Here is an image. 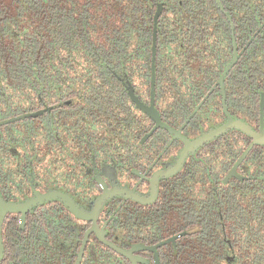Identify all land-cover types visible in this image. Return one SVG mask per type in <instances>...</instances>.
I'll return each instance as SVG.
<instances>
[{
	"label": "flooded vegetation",
	"instance_id": "obj_1",
	"mask_svg": "<svg viewBox=\"0 0 264 264\" xmlns=\"http://www.w3.org/2000/svg\"><path fill=\"white\" fill-rule=\"evenodd\" d=\"M0 196V264H264V0H0Z\"/></svg>",
	"mask_w": 264,
	"mask_h": 264
},
{
	"label": "trees",
	"instance_id": "obj_2",
	"mask_svg": "<svg viewBox=\"0 0 264 264\" xmlns=\"http://www.w3.org/2000/svg\"><path fill=\"white\" fill-rule=\"evenodd\" d=\"M35 235L25 236L21 238L22 245L19 246L16 250L10 249L6 250V254L2 260L1 264H50L48 259L53 256H44V247L42 246L43 238H46V235L42 234L40 238L42 241L40 244L35 241ZM43 248V249H41ZM54 256L52 259H55Z\"/></svg>",
	"mask_w": 264,
	"mask_h": 264
},
{
	"label": "water",
	"instance_id": "obj_3",
	"mask_svg": "<svg viewBox=\"0 0 264 264\" xmlns=\"http://www.w3.org/2000/svg\"><path fill=\"white\" fill-rule=\"evenodd\" d=\"M33 203H27L24 206H19L16 207L14 205H9L7 203H5L0 196V260L2 259L3 255H4V243H3V237H2V223H3V217L4 214L9 211V210H22L25 211L28 207H30Z\"/></svg>",
	"mask_w": 264,
	"mask_h": 264
}]
</instances>
